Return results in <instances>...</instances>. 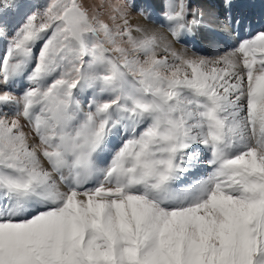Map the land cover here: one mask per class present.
I'll list each match as a JSON object with an SVG mask.
<instances>
[{
	"label": "snow or ice",
	"instance_id": "snow-or-ice-1",
	"mask_svg": "<svg viewBox=\"0 0 264 264\" xmlns=\"http://www.w3.org/2000/svg\"><path fill=\"white\" fill-rule=\"evenodd\" d=\"M157 6L0 17V264H264V29L201 54Z\"/></svg>",
	"mask_w": 264,
	"mask_h": 264
},
{
	"label": "bare ground",
	"instance_id": "bare-ground-1",
	"mask_svg": "<svg viewBox=\"0 0 264 264\" xmlns=\"http://www.w3.org/2000/svg\"><path fill=\"white\" fill-rule=\"evenodd\" d=\"M138 1L141 3L140 12H150L154 17L159 14L158 0ZM228 2L229 0H190L191 5L198 4L196 6H199L201 24L191 34L186 35L177 47H187L201 54H213L217 49L223 52L235 47L239 39L264 29V0H230V9L225 6ZM217 12H227V14L225 17L212 15ZM229 12L233 18H240L243 21L238 32L235 25L232 28L227 27L229 30L226 32L220 31L225 25L224 21ZM131 23L146 24L148 21H145L143 16L133 15ZM244 29H248V31ZM204 35L207 36L206 40L203 39ZM215 38L218 41L215 42ZM18 86L23 87V82L18 83Z\"/></svg>",
	"mask_w": 264,
	"mask_h": 264
},
{
	"label": "rangeland",
	"instance_id": "rangeland-1",
	"mask_svg": "<svg viewBox=\"0 0 264 264\" xmlns=\"http://www.w3.org/2000/svg\"><path fill=\"white\" fill-rule=\"evenodd\" d=\"M15 2L20 5V8L18 10L17 9H10L6 14L0 13V17L6 18L8 20V24H9L10 28L12 26H14L22 18L24 13L29 12V11L32 10V5L37 4V3H43L44 0H15ZM84 2H85L86 5L94 6V5H99L101 3V0H84ZM105 2H107V0H105ZM131 2L135 4V7H134V9L131 12V18H132L133 15L134 16H141L140 15L141 12L139 10V8L141 7V5H140L141 3L138 0H133V1L131 0ZM196 5H198V4L191 5V6L193 8H197L198 9L199 6H196ZM147 11H150V10H147ZM226 14H227V12L212 13L213 16L219 15L221 17H225ZM228 30H227V27L225 25L220 29V31H222V32H226ZM203 39L206 40L207 36L204 35ZM215 39H216L215 42L218 41L217 38H215ZM3 47H4V45L2 43H0V53H2ZM23 84H24L23 87H25L26 83L23 82ZM23 87H20L17 84V85H15V91L17 93H19L20 91H22Z\"/></svg>",
	"mask_w": 264,
	"mask_h": 264
}]
</instances>
